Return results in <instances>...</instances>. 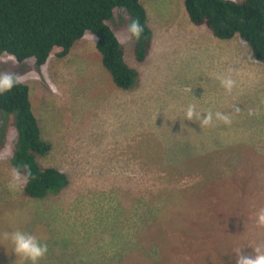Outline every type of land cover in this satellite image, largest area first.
<instances>
[{
	"label": "rangeland",
	"instance_id": "374dc122",
	"mask_svg": "<svg viewBox=\"0 0 264 264\" xmlns=\"http://www.w3.org/2000/svg\"><path fill=\"white\" fill-rule=\"evenodd\" d=\"M141 2L154 31L143 61L131 16L116 8L108 22L139 72L130 90L115 85L91 32L69 64L56 50L44 67L0 58V73L32 86L42 139L59 152L39 156L40 165L69 180L38 200L24 182L10 191L17 117L0 112V264H30L3 238L16 230L47 243L39 264H236L239 253L264 254L256 224L264 208V63L239 35L222 41L192 23L185 0ZM220 75L236 81L231 93ZM189 105L201 118L220 111L232 122L202 128L184 120ZM167 173L185 193L157 196L163 177L153 196L145 191L150 174Z\"/></svg>",
	"mask_w": 264,
	"mask_h": 264
},
{
	"label": "trees",
	"instance_id": "16d2710c",
	"mask_svg": "<svg viewBox=\"0 0 264 264\" xmlns=\"http://www.w3.org/2000/svg\"><path fill=\"white\" fill-rule=\"evenodd\" d=\"M116 8L126 11L132 21H139L143 32L139 39L134 37L135 51L143 61L154 41V31L141 0H0V58L7 54L19 62L35 60L37 67H44L56 50L57 56L69 64L68 56L77 42L91 32L98 36L96 49L115 85L130 90L139 72L126 62L121 42L108 24ZM185 8L192 23L206 25L217 39L229 41L239 35L251 47L254 58L264 63V0H185ZM34 96L30 83L21 81L11 91L0 94V112L16 114L18 147L11 163L26 178L27 196L40 199L58 195L69 180L60 170L39 163V156L47 155L51 145L41 137ZM161 177L166 187L157 196L168 197L171 190L185 193V186L172 187L171 173L150 174L145 191L153 196L161 186ZM2 184L1 179L0 190L5 188Z\"/></svg>",
	"mask_w": 264,
	"mask_h": 264
},
{
	"label": "clouds",
	"instance_id": "9594fccd",
	"mask_svg": "<svg viewBox=\"0 0 264 264\" xmlns=\"http://www.w3.org/2000/svg\"><path fill=\"white\" fill-rule=\"evenodd\" d=\"M128 31L130 32L131 36L139 39L143 32V29L139 21L134 20L129 25ZM217 79L220 82V86L225 90L226 93L232 92L233 88L235 87L236 81L231 77V75H220L217 77ZM19 83H21V81L18 78H14L12 74L7 72L0 73V94L11 91L12 88ZM184 120L198 121L202 128L212 126L214 120L220 121L226 125H230L232 122L230 114H226L220 111H216L215 113H213L212 111H208L206 113V117L201 118V113L197 112L195 105H189L187 107V109L185 110ZM51 148V153H59L58 150L53 151L52 145ZM11 176L12 178L8 185L9 190L11 191L18 189V187L23 182H26V178L23 177L19 168H13ZM256 224L258 227H264V208L260 209L257 212ZM3 238L6 240H11L12 244L14 245L13 253L16 255V257H20L23 260L30 262V264H39V262L47 256L49 251L47 243H41V241L35 235L23 232L21 230H16L12 233L5 232L3 234ZM236 264H264V254H261L259 252V249H255L254 256L243 255L239 253L236 257Z\"/></svg>",
	"mask_w": 264,
	"mask_h": 264
},
{
	"label": "crops",
	"instance_id": "0c3cea01",
	"mask_svg": "<svg viewBox=\"0 0 264 264\" xmlns=\"http://www.w3.org/2000/svg\"><path fill=\"white\" fill-rule=\"evenodd\" d=\"M24 183H25V182H24ZM10 191H11V190H10ZM10 191L8 192V194L10 193ZM23 191H24V193H26V192H25V188L23 189ZM8 194H7V196H8ZM13 199H14V198H13ZM14 200H15V199H14ZM37 200H38V199H37ZM29 204H30V203L28 202V206H29Z\"/></svg>",
	"mask_w": 264,
	"mask_h": 264
},
{
	"label": "flooded vegetation",
	"instance_id": "af4514ba",
	"mask_svg": "<svg viewBox=\"0 0 264 264\" xmlns=\"http://www.w3.org/2000/svg\"><path fill=\"white\" fill-rule=\"evenodd\" d=\"M26 208V207H25Z\"/></svg>",
	"mask_w": 264,
	"mask_h": 264
}]
</instances>
